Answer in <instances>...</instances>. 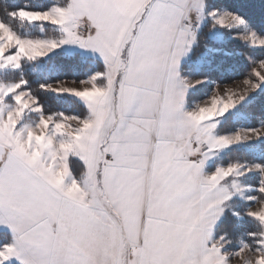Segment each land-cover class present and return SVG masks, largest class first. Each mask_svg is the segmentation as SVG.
I'll return each mask as SVG.
<instances>
[{"label":"snow or ice","instance_id":"1","mask_svg":"<svg viewBox=\"0 0 264 264\" xmlns=\"http://www.w3.org/2000/svg\"><path fill=\"white\" fill-rule=\"evenodd\" d=\"M256 7L3 0L0 264H264V120L234 126L264 97Z\"/></svg>","mask_w":264,"mask_h":264},{"label":"trees","instance_id":"2","mask_svg":"<svg viewBox=\"0 0 264 264\" xmlns=\"http://www.w3.org/2000/svg\"><path fill=\"white\" fill-rule=\"evenodd\" d=\"M10 2L27 4V3L31 2V0H10ZM237 2L254 3L257 5V7H256V9H254V11H256L257 13L259 12V5L261 3V0H237ZM2 5H3V0H0V8H2ZM0 14H2V13H0ZM240 51H241L240 49H236V56L239 59V63L241 65H243L247 61H246V57H241L239 55ZM209 70L211 72H213L214 74H222V75L229 76V77H231V79L235 78V77H239V76H233L230 69L226 73H221L214 66L210 67ZM246 71H247V69H246ZM61 79H64V77H61ZM67 79H74V77L69 76V77H67ZM79 79H84L83 74L79 75ZM231 79H228V80H231ZM228 80H226V81H228ZM39 82H41V78L38 76H34L33 77V85H32L33 88H36L38 86ZM199 95L196 94L194 96V98H197ZM43 98L49 102V106L53 110H61V111H65V112H73V111H80L81 110L80 106L73 101L56 99L54 95L46 96ZM261 118L264 119V97H257V99H256L255 103L252 105V107H250L249 109L246 110V118L241 119L238 122H234V126L235 127H253L255 125V123L258 120H260ZM260 147H262V145H257L254 149H252L250 151L258 154ZM248 158H251V155H249Z\"/></svg>","mask_w":264,"mask_h":264},{"label":"rangeland","instance_id":"3","mask_svg":"<svg viewBox=\"0 0 264 264\" xmlns=\"http://www.w3.org/2000/svg\"><path fill=\"white\" fill-rule=\"evenodd\" d=\"M233 79L238 81L240 79V77L232 78L231 80H228V81H226L224 83L225 84H231ZM72 80L73 79H67V85L66 86H72V87H80L81 86V85H79L78 82L76 84H73ZM203 91L204 90H201L200 93H197V95H199V94L200 95L197 98H194V102L200 103V102H202V101H204L206 99V97L203 95ZM261 120H264V119L261 118L260 120H258L253 127H259V123H260ZM259 206H260L259 204H254L253 208H258Z\"/></svg>","mask_w":264,"mask_h":264}]
</instances>
